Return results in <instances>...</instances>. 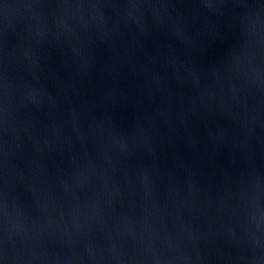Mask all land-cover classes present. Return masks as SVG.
I'll return each instance as SVG.
<instances>
[{"label": "water", "instance_id": "water-1", "mask_svg": "<svg viewBox=\"0 0 264 264\" xmlns=\"http://www.w3.org/2000/svg\"><path fill=\"white\" fill-rule=\"evenodd\" d=\"M0 264H264V0H0Z\"/></svg>", "mask_w": 264, "mask_h": 264}]
</instances>
